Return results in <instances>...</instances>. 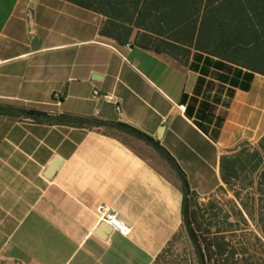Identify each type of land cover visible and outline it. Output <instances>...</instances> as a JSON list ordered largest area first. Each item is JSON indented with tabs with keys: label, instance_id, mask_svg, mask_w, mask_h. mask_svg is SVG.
Listing matches in <instances>:
<instances>
[{
	"label": "crops",
	"instance_id": "1",
	"mask_svg": "<svg viewBox=\"0 0 264 264\" xmlns=\"http://www.w3.org/2000/svg\"><path fill=\"white\" fill-rule=\"evenodd\" d=\"M161 36L67 0H0V107L153 140L0 114V264H154L186 229L187 187L209 199L222 156L264 136V76L250 82L195 49L159 53ZM101 207L129 232L102 221Z\"/></svg>",
	"mask_w": 264,
	"mask_h": 264
},
{
	"label": "trees",
	"instance_id": "2",
	"mask_svg": "<svg viewBox=\"0 0 264 264\" xmlns=\"http://www.w3.org/2000/svg\"><path fill=\"white\" fill-rule=\"evenodd\" d=\"M67 1L104 16H121L138 28L152 27L164 34L155 42L159 53L188 58L195 49L216 57L222 66H236V76L246 70L250 82L256 74L264 76V0ZM0 114L53 125L123 128L153 142L134 128L96 119L11 107H0ZM166 156L178 167L168 152ZM220 172L223 184L206 204L189 197L186 229L168 247L185 233L198 264H264V136L256 145L244 143L223 155ZM227 196L231 198L224 201ZM168 247L154 264L162 262Z\"/></svg>",
	"mask_w": 264,
	"mask_h": 264
},
{
	"label": "rangeland",
	"instance_id": "3",
	"mask_svg": "<svg viewBox=\"0 0 264 264\" xmlns=\"http://www.w3.org/2000/svg\"><path fill=\"white\" fill-rule=\"evenodd\" d=\"M258 91L253 90L255 95ZM231 198L227 196L224 201ZM209 199L199 200L200 203L206 204ZM198 255L194 250L193 244L189 239L188 235L183 233L179 236L171 245L168 247L165 257L159 264H198Z\"/></svg>",
	"mask_w": 264,
	"mask_h": 264
},
{
	"label": "built area",
	"instance_id": "4",
	"mask_svg": "<svg viewBox=\"0 0 264 264\" xmlns=\"http://www.w3.org/2000/svg\"><path fill=\"white\" fill-rule=\"evenodd\" d=\"M62 99V96L60 93L54 94V100L60 102ZM108 99L112 100V98L108 97ZM116 109L117 112L120 114L121 117H123V112L121 105L116 102ZM187 110L186 105L180 106V111L185 112ZM98 213L100 215V218L102 221L107 223L114 231L119 232L121 234H127L129 232V228L126 225V223L120 219L119 214L113 210H110L106 207H101L98 210Z\"/></svg>",
	"mask_w": 264,
	"mask_h": 264
},
{
	"label": "water",
	"instance_id": "5",
	"mask_svg": "<svg viewBox=\"0 0 264 264\" xmlns=\"http://www.w3.org/2000/svg\"><path fill=\"white\" fill-rule=\"evenodd\" d=\"M61 164L59 163V165L58 164H55V165H53L50 169H49V171H48V177L50 178L52 175H54L59 169H60V166ZM189 193H190V190H187V196H186V204H187V202H188V199H189ZM104 228V227H103ZM202 256V259L204 260V257H203V255H201ZM204 264H205V262H204Z\"/></svg>",
	"mask_w": 264,
	"mask_h": 264
}]
</instances>
